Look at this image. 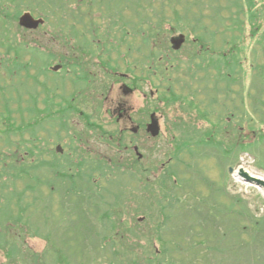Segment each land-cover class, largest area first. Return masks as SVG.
I'll list each match as a JSON object with an SVG mask.
<instances>
[{
	"label": "rangeland",
	"instance_id": "1",
	"mask_svg": "<svg viewBox=\"0 0 264 264\" xmlns=\"http://www.w3.org/2000/svg\"><path fill=\"white\" fill-rule=\"evenodd\" d=\"M262 1L0 0L12 14L19 8L35 17L47 15L46 25L36 30L12 19L6 31L0 18V192L6 203L0 226L9 211L19 214L20 209L22 224L30 223L33 232L25 237L22 225L11 221L6 239L8 245L17 244L16 255L8 260L0 252V264H57L62 255L66 264H154L156 255L166 264H264V188L235 175L240 168L251 176L253 169L264 174V136H257L259 129L264 133V42L262 30L253 36L251 19L243 18L247 8L240 14L241 2L258 9ZM230 19H235L234 30ZM256 24L264 25V19ZM195 29L217 31L209 46L218 54L231 50L235 41L231 55L225 51V73L207 68L192 54ZM182 34L185 42L174 48L171 40ZM15 41L24 50L18 61L30 63L27 71L4 57L2 45ZM30 47L42 55L30 54ZM56 65L62 66L57 72L52 70ZM118 70L126 77L113 82L111 74ZM133 77L139 79L138 89ZM151 90L158 93L145 100ZM170 90L196 101L191 114L178 103L164 102L162 96L172 97ZM47 94L57 97V110L71 97L69 104L76 103L79 113L69 108L65 123L54 109L47 119ZM122 97L124 112L139 109V115L128 113L135 116L133 123L117 110ZM152 113L159 121L158 137L147 127L131 132L136 121L149 126ZM85 115L103 129L86 123ZM5 119L14 125L6 138ZM218 123L233 125L217 139L252 144L226 164L217 144L206 145L211 139L206 133L217 131ZM239 124L236 133L233 127ZM106 133L116 135L122 148L104 139ZM203 137L208 139L200 146ZM58 145L62 153L56 152ZM136 146L143 153L139 161H134ZM79 157L85 179L74 173ZM54 158L61 165H49L71 178L56 177L40 163ZM36 164L40 179L21 170ZM99 166L103 173L95 174ZM133 172L148 182L141 186V177ZM166 219L160 231L155 229Z\"/></svg>",
	"mask_w": 264,
	"mask_h": 264
},
{
	"label": "trees",
	"instance_id": "2",
	"mask_svg": "<svg viewBox=\"0 0 264 264\" xmlns=\"http://www.w3.org/2000/svg\"><path fill=\"white\" fill-rule=\"evenodd\" d=\"M262 3H263V1H262ZM4 4L5 3H1L0 2V18L2 19L3 26L5 25V28L7 29L8 22H10V20H12V19L17 20L18 17H19V15L22 13V10L19 9V8H16L15 13L12 14V12L9 11V7L10 6L4 5ZM245 8H247V11L244 13ZM242 13H244L243 14V18L244 19L246 17H249L251 19V21H252L251 24H253L252 25V33H253V36H257L258 33H259V30H262V35H261V40L260 41L261 42H264V27H263L264 25L256 24V21L258 19H264V3H263V6L261 5L257 9V6L247 7V6H245L241 2V4H240V14H242ZM61 18H62L61 22L63 20H64L63 22H65L64 14H62ZM230 20L233 21L232 22L233 26H231V29L234 30V27H235L234 26V20L235 19H230ZM165 22L166 21H164V24H163L162 27L165 26ZM241 23L243 25V22H241ZM158 26L161 28V24L160 23H158ZM237 27H239L240 30L242 29V26L240 27L238 25ZM210 28H212V27H210ZM174 29L178 31V28H174ZM216 29H217V27H216ZM6 31H8V29ZM193 32H194L193 33L194 39H197L196 40L197 42H195L194 49L192 50L193 51L192 54L194 53V55H196V57H198L199 59H201L202 63L204 62L205 65H206L208 59H210V57H212V60H211L212 63L211 64L214 67V69L217 70V72L219 70L221 72L223 69H225L226 62L228 61L227 57L229 55H231L232 51H234L233 45L235 44V41L232 42V45H231L232 49L231 50L223 49L218 54L217 52L213 51V46H211V47L209 46V44L211 42L214 44V39L216 37L217 31H213L211 29L210 31L207 32V34H204L203 32L199 31L198 29H195ZM149 36H150V39H151V36L152 35L150 34ZM241 37H242L241 38V48H243V50H244V42H246L247 37L245 36V34L242 35ZM3 38H5V40L7 39V41L9 40V36H4ZM212 39H213V41H212ZM5 40H2V42H4ZM68 40H70V39H68ZM193 41L194 40H192V42ZM2 46L5 47V50H6V54L4 56L5 59H11V60H13L14 61V64H18V63L21 64L20 61H18V60L22 57V52L24 50L22 49V46L20 44H17L16 41H15L13 43V45L5 44V45H2ZM29 49H33L30 52V54H33V55L36 52H38V53H40V56H41L42 53H43L37 47H30ZM225 51H227L229 53V55H227L226 54L227 52L225 53ZM12 52H13L14 57L13 58H10V57L8 58V56H10V54ZM65 62L67 63V61H65ZM239 62H240L239 64L242 63V61H239ZM68 63L70 64V62H68ZM22 67H25L22 70L27 71V70H29L30 63L21 64V68ZM240 67H242V66L240 65ZM112 68H114V67H112ZM116 68H118V67H116ZM223 71L225 73V70H223ZM169 92H170V95H172L173 98L170 97V96L168 97L166 95L163 96V98L165 99L166 104L168 106H170V105H176L178 103L179 106H182V108L184 109L183 110L184 112L186 111L187 113L191 114L190 113L191 112L190 111V106L191 105L192 106H195L196 105L195 104L196 103L195 100H190L189 101V98L186 95H184L183 93H180L178 95V94H175L174 92H171V90ZM187 102H189V103H187ZM186 106H188L189 108H186ZM263 106H264V103H263ZM69 108L71 109L72 106H69ZM193 108H195V107H192L191 109H193ZM66 109H68V108H66ZM260 119H261V117H260ZM261 120L264 122V117ZM4 121H5V125L7 126L5 128V130H4V134H5V138H6V136L9 134V132L11 131V129L13 131L14 125L10 123L11 122L10 119H5ZM14 124H15V122H14ZM231 124L232 123H230L228 126H223V125L220 126V123H218V125L216 126L217 131L215 130V128L213 129V132L210 135V138L211 139H210L209 143L206 144V145H209V146H212V147H215L216 144H217V148L219 149V151L222 152L223 154H225V155L220 154L221 156H224L223 158L225 160V164L228 163V162H230L232 160L233 155L235 156L237 154L238 150H240V151L241 150L246 151L252 145V144L248 143L245 139H241L240 141L233 142L231 145H229L228 143H226L223 140L217 139V135L220 134V131H222V129H226V127L231 126ZM233 128H234V132H236V133H240L241 132L240 124L238 125V128L236 126H234ZM252 131L255 132L256 131L255 128L252 129ZM257 132H258V135L257 136H259V138L261 139L262 136H264V133L263 132L261 133V129H259ZM208 137H209V133H208ZM103 138L106 139L110 144H115L117 142V141L113 140L111 137L104 136ZM111 139L113 140V142L111 141ZM216 139H217V141H216ZM201 141L205 143L206 142V138L203 137L201 139ZM80 159H82V157ZM50 162H53L52 164H54L55 166H58V167L61 165V161L59 159H56V158H54V160H51L49 162H47V161H41L40 160V163L42 165H45L46 167L47 166L50 167L49 168V173L50 174H51V172H53L56 177H61V178L67 177V172L65 170H63L62 168L61 169L60 168H57V167H55L53 165H52L53 166L52 167L51 165H49ZM81 163H82V161H81ZM32 169H34L35 171L31 172ZM111 169H112V171H115L113 167ZM21 170H22V172L26 171V174L30 175L31 178H36L37 177L38 179H40V175H37V173H36L37 170H38L37 164L34 165L33 168H31V170L26 169L24 167H22ZM0 175H1V173H0ZM0 180L2 181V177L1 176H0ZM35 180H37V179H35ZM0 186L1 187H4V183L3 184H0ZM73 189H76V185L73 187ZM2 197H4V196L0 192V212L5 207L4 205H6V203H3L4 201L2 200ZM12 197L16 198L14 195H12ZM18 198H19V201H23L24 200V197L22 195H21V197L18 196ZM7 200H8V203L7 204H9V206L12 207L11 206L12 203H13L12 200H10V198H8ZM10 210H11V208H10ZM8 211H9V209H8ZM20 212H21L20 209H19V214H16V213H13V212L9 211L8 216L5 218L4 224L2 226H0V240H1V242H0V252H3V254L6 256V258L8 260L15 258V255L16 254H15L13 248H14V245L17 246L16 243L15 244H12V245H8L7 244L6 232H7V226L9 225V223L11 221H15L16 224H21L22 225V228L25 229V232H24V236L25 237H28V236H32L33 235V232H29L30 229H32L30 227V223H27L26 226L22 224L21 219L23 218V213L22 212L20 213ZM167 219L165 221H161V224H159V227H156L157 225H155L156 228L155 227L154 228L157 229L158 231H160L161 230V227L165 225ZM112 228H114V226H112ZM158 237H160L159 239L163 243L164 241H163V239H161V235L158 236ZM4 239H5V243H4ZM167 249L168 248H164V252H167L166 251ZM3 250H6V251L4 252ZM35 256H38V255L35 254ZM42 257L45 258L46 257L45 254ZM55 260H56L57 264H66L67 263V259L65 258L64 255H62V257L58 256V258L55 259ZM158 260H160V258H159L158 255H156L155 260H154V264H166L165 263V260H161V261H158ZM56 262H54V263H56Z\"/></svg>",
	"mask_w": 264,
	"mask_h": 264
},
{
	"label": "water",
	"instance_id": "3",
	"mask_svg": "<svg viewBox=\"0 0 264 264\" xmlns=\"http://www.w3.org/2000/svg\"><path fill=\"white\" fill-rule=\"evenodd\" d=\"M42 23H44L43 19H36L34 18V16L27 12L24 13L21 17H20V24L23 27L29 28V29H36L38 28ZM184 42V36H181L178 39H174L173 43L175 45L176 48H179L181 46V44ZM60 67L56 66L53 69L54 70H58ZM159 121L157 119V117L155 116V114L152 115V123L149 125V131L153 133V135L156 137L157 134H159ZM60 149V148H59ZM240 176L244 181L247 182H251V183H255L261 187L264 188V179L263 178H256L254 176H251L248 172H246L244 169L240 170Z\"/></svg>",
	"mask_w": 264,
	"mask_h": 264
},
{
	"label": "flooded vegetation",
	"instance_id": "4",
	"mask_svg": "<svg viewBox=\"0 0 264 264\" xmlns=\"http://www.w3.org/2000/svg\"><path fill=\"white\" fill-rule=\"evenodd\" d=\"M147 76V78H148V76H149V73H147L146 74ZM126 76H124L123 78H125ZM129 79V78H128ZM132 80H133V84L134 83H136L137 81H139L138 79H136V78H131ZM143 79H145V78H143ZM143 81V80H142ZM142 84H143V82H142ZM130 87V86H129ZM136 89H138V88H136ZM133 92V91H132ZM132 92H130V93H132ZM154 94V93H153ZM127 95H129V93L127 94ZM148 97V95L146 94V95H144V99L145 98H147ZM125 98L126 97H122V100H119L118 101V108H117V110L118 111H120V117H124V118H128L129 120H132L135 116H133V115H129L128 113L129 112H136L138 115H139V109H136V108H133L132 107V111H128V112H124L123 110H122V107H124V105H127V103H126V100H125ZM144 114H148V112H144L143 111V113H142V115H144ZM89 118H92L91 116H89ZM119 121H120V119H119ZM133 121L134 120H132L131 121V123H133ZM137 122H139V121H136V126H134V127H132L131 129H132V133H134V134H137V133H139L141 130H143L142 128H144V127H147L148 128V124L145 122V125H144V121H142V122H140V123H137ZM96 127H100V126H97V124H94ZM134 130H137V131H135L134 132ZM124 131H125V128L124 129H121L120 130V133L122 134V133H124ZM143 158V157H142ZM141 158V159H142Z\"/></svg>",
	"mask_w": 264,
	"mask_h": 264
},
{
	"label": "bare ground",
	"instance_id": "5",
	"mask_svg": "<svg viewBox=\"0 0 264 264\" xmlns=\"http://www.w3.org/2000/svg\"><path fill=\"white\" fill-rule=\"evenodd\" d=\"M250 173H251L252 175L256 176L257 178H258V177H262V178H264V174L259 173V172L256 171L255 169L251 170ZM235 175H237V177H238V173H237V172L235 173Z\"/></svg>",
	"mask_w": 264,
	"mask_h": 264
}]
</instances>
